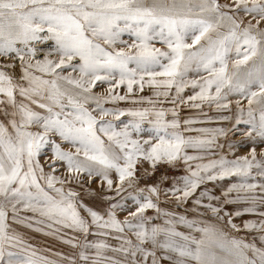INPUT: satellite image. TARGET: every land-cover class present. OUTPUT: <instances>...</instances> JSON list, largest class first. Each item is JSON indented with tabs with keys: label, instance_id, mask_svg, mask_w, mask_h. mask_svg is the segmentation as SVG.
Returning <instances> with one entry per match:
<instances>
[{
	"label": "snow or ice",
	"instance_id": "1",
	"mask_svg": "<svg viewBox=\"0 0 264 264\" xmlns=\"http://www.w3.org/2000/svg\"><path fill=\"white\" fill-rule=\"evenodd\" d=\"M145 84L152 96L133 98ZM129 100L149 107H105ZM204 104L234 109L231 127L185 119L181 131L179 106ZM0 106V264H264V148L206 163L188 153L244 146L229 132L264 144V0H0ZM181 162L184 174L170 175ZM233 178L219 195L208 187ZM82 193L102 195L103 214ZM189 201L191 217L162 206ZM246 215L257 219L234 222ZM14 224L79 251L38 256Z\"/></svg>",
	"mask_w": 264,
	"mask_h": 264
},
{
	"label": "rangeland",
	"instance_id": "2",
	"mask_svg": "<svg viewBox=\"0 0 264 264\" xmlns=\"http://www.w3.org/2000/svg\"><path fill=\"white\" fill-rule=\"evenodd\" d=\"M121 39H123L124 41H127L128 43L132 42V40L128 36V34H124L121 37ZM48 43H51V42H48ZM38 47L42 49V52H40L38 54L41 57L45 52L49 51V49L45 45H38ZM118 47H123V45H118ZM155 47L163 48V45L160 43H155ZM17 71H18V69H17ZM65 74H67V73H65ZM190 75L194 76L195 74H190ZM107 88H108V84H106V83L101 84L100 82H97V86L93 89V91L96 93H105ZM116 91L119 94L123 95L126 92V87L121 86L120 88L116 89ZM190 94H192L191 89H187L184 93L185 96L190 95ZM132 96H133V98H138L139 96H152V89H150L147 86V84H145L143 92L134 91ZM152 98L156 99L155 97H152ZM161 99H163V98H161ZM244 106L247 107L246 101L244 102ZM105 107L139 108V107H149V105L146 103L143 105L133 104L131 102V100H129V101H118L115 104L109 103V104H106ZM158 107L171 108V107H173V105L171 103L166 102V103L158 105ZM232 110H234V109H232ZM232 110L217 112V110L215 109L214 106L210 107L207 104L202 105V107L199 109L191 108L187 105H180L178 111H179L181 125H182L181 131H183V121L185 119H192V120L196 121V123L191 125V127L194 129L195 128H216V127H224L226 129L230 128L231 122H232V114H231ZM223 116H227L228 120H224L222 118ZM166 118L170 119L171 117L168 116ZM0 119H5V117L3 116V107L2 106H0ZM108 119H112V118L108 117ZM128 119H130V118L127 116L121 117V120H124V121H127ZM145 128H147V125H145ZM32 130L35 131L37 129L33 128ZM243 130H244L243 126H241V131H243ZM184 134L190 135V136L198 135V133L195 131L186 132ZM142 135L146 138V132L143 133ZM133 138H136L135 134H134ZM227 139H229L232 142L243 141L244 146H238V147H235L231 150H229L226 145L222 149H217V148L213 147V148L205 150V151H197V150L189 149L188 153H189V155H201V156H203L204 160L201 162L206 163L208 159L217 158L218 155H220V154H226L229 159H234L237 156L247 155L252 146L256 147L257 156L259 158V154L261 152V149L264 148V144H261L258 139L255 141V144H253V141L248 140L245 137H242L239 133H237L236 135L233 136L232 133L229 132V136ZM224 141H225V137H220L218 142L223 144ZM62 146L65 148V150H68V147H69L68 145L64 144ZM51 155H52V152H51L50 147H46L43 151V154L40 157L41 164H45V162L51 157ZM192 163L194 164L196 162L194 161ZM163 170L164 169H160V171H163ZM45 171H48L47 167H45ZM60 172L63 173L64 169L61 168ZM170 172H173L174 176L183 175L184 174V168H183L182 162L178 168L173 169ZM159 174L160 173L158 171L157 175H159ZM230 182H235V178H233L232 180L226 179L224 181H218V182H216L215 186H213L212 184H209L208 187L213 190L214 194L219 195L221 192V188L227 187ZM149 183H151V182H149ZM72 186L77 188L78 191H80V189L77 187V185L73 184ZM91 188L94 191L99 192L100 191L99 182L97 181L96 183H93L91 185ZM128 191H131V189H128ZM122 195H124V194L122 193ZM82 199H83L85 204H87L90 207H93L94 210L100 211L102 214H103L104 210L108 207V203L102 199V195L88 196V195H84L82 193ZM117 199H119V198H117ZM190 204H191V201H189L188 204H185V205L178 207V208L174 207L173 204H168V203H165L162 206L168 208L169 210H175L179 213H185V209H189V211L186 214H188L191 217L193 215V213L190 211ZM127 206H128L129 210H134V208H135V205L131 200L127 201ZM236 207H238V206L229 205V206H227V209H228V211H234L236 209ZM28 215H31V213H29ZM126 215H127V210H125V211L117 210V217L119 219L122 220ZM147 215L154 216L155 212L153 210H149L147 212ZM243 219H257V217L251 216V215H246L242 218L235 219L234 222L239 224V223H241V221ZM156 222L159 223L160 221H156ZM13 227H15L16 230L23 235L25 241L29 245H31L32 248L37 250L38 256H44V257H47L48 259L59 260L60 257L55 255L56 253H60L64 256H68V255L74 254V253L79 251L78 249H74L71 245L65 244L61 240L56 239L54 236L45 235V232L48 231L47 228H44V231H42V232H38V231H35L33 228H27V227H24L22 225H15L14 224ZM41 227H44V226L41 225ZM180 230L183 231L185 229H183L181 227ZM61 235L64 236L65 239L70 238V237H76L77 239H83L81 234L72 232L69 229L62 230ZM233 235H236L240 238H246L248 240H251L254 236H258L259 234L255 233V232L248 233L246 231H241L239 233H233ZM132 238L134 239V237H132ZM87 239L90 242L95 241L97 239H105L106 242L109 245H111L112 247H118L119 243H120V241L115 239L114 236L101 238V237L89 235L87 237ZM257 243H259L258 240H257ZM108 254L111 255L112 253L109 252ZM164 264H168V262L164 261Z\"/></svg>",
	"mask_w": 264,
	"mask_h": 264
},
{
	"label": "built area",
	"instance_id": "3",
	"mask_svg": "<svg viewBox=\"0 0 264 264\" xmlns=\"http://www.w3.org/2000/svg\"><path fill=\"white\" fill-rule=\"evenodd\" d=\"M144 166H145V167H147L148 165H147V164H145ZM172 174L174 175V173H173V172H170V175H172ZM148 182H151V181H148Z\"/></svg>",
	"mask_w": 264,
	"mask_h": 264
}]
</instances>
